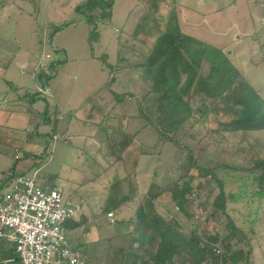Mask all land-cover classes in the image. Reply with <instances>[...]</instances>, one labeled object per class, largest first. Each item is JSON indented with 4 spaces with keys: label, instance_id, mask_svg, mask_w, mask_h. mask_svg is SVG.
Listing matches in <instances>:
<instances>
[{
    "label": "rangeland",
    "instance_id": "374dc122",
    "mask_svg": "<svg viewBox=\"0 0 264 264\" xmlns=\"http://www.w3.org/2000/svg\"><path fill=\"white\" fill-rule=\"evenodd\" d=\"M84 1L24 0L22 4L24 10L19 11L20 8L15 5L1 13L3 17L0 19V97L8 90L7 80H10L24 89L43 86L50 88L51 102L61 111L76 108L81 103L83 108L80 110L79 107L80 111L69 126L71 143L63 139L54 140L48 135H36L37 127L31 123L26 125L25 117L10 119L9 127L2 125L3 132L8 134L11 132L10 135L17 137V140L12 143V149L4 147V152L10 151L12 156L0 152V193L7 190L8 180L4 178V172L14 164V156L22 157L27 152L39 153L43 146L47 145L48 155L39 166L41 170L39 182L42 181V176L46 177L42 185H51L54 182L61 184L64 181L67 183L65 191L70 193L76 188L73 182H95V186L82 188L81 190L84 191L81 193L91 196L92 199L98 198V205L101 206L103 200L99 196L104 191V187L99 189L97 185H105L108 179V182H113L109 192L110 198L121 200L122 196H133L135 199V202H127L114 209L117 219L115 224L106 223L104 214L100 212V221L104 223L103 234L107 237V243L97 247L98 254L94 256V260L90 258L91 255L90 257L84 255L95 262L93 264H120L123 260V263H127L130 259L139 257V255L133 258L127 257L130 253L136 254L139 250L142 251L143 247L139 243L145 240L139 234L143 231H137L142 228H138L134 222L133 214L137 203H144L145 209L152 216H160L171 223L177 220L180 223L179 229L186 235L189 229H196V226L203 238L211 231H221L222 225L214 221L211 215L215 195H211L209 188L205 186L209 182V177L199 174L200 176L193 179L195 190L190 196V204L186 207L191 215L189 219L183 217L171 194L164 191L163 188L167 184L186 172L182 168L184 157L173 144L157 143V131L152 126H144V119L138 117L139 105L143 104L153 121L157 119L156 96L153 94L146 96L150 84L143 82L138 74L127 69H119L117 72V66L114 69L105 68L99 58H89L92 53L89 42L92 24L80 21L58 31L54 36L53 45L66 50L68 62L60 69L57 76L47 83L42 79L34 78L33 74H37L40 69L37 54L41 51L42 42L39 41V35L43 34L45 50L52 55V48L48 45L50 25L55 26L75 18H82L84 14L78 12L76 7ZM176 1L186 6V25L190 31L188 32L222 47L247 81L256 90L264 93V0ZM145 2L146 0L115 1L111 21L98 26L100 39L94 43L95 55L106 53L110 64L119 63V67H126L136 63L148 53L149 48L137 40L140 37L134 39L132 36L141 33L135 29V24L145 9L147 3ZM178 2L174 5L177 13L180 8ZM187 5L190 8H187ZM172 7L173 3L169 2L158 5L156 17L162 27L165 26ZM203 15H206V19ZM148 30L146 28L141 34L142 38ZM120 56L123 57L122 61L119 59ZM24 62V66L20 67ZM204 68L207 71L206 63ZM111 74H115V82L108 88L105 84ZM100 86L101 89L92 93L93 89ZM129 93L133 96L124 98V95ZM84 94H88V97L93 96L88 103L82 98ZM13 95L15 97L14 93L9 97L12 98ZM91 105L95 107L92 116L100 113V108L104 109L105 115L108 114L104 123L110 120L111 145L128 143L127 141L132 140L125 147L128 154L122 158L124 162L116 160L118 145L110 148L109 143L100 142L95 135H91L93 130H96L93 121L101 119V115L98 114L95 119H88L92 123L85 122ZM193 105L197 106L194 101ZM35 107L42 110L44 103L39 101ZM4 113L5 111L2 115ZM203 119V122L196 125L193 130L194 139L187 140L191 146L197 145L196 153L200 165L208 168L215 166L219 161L220 153L227 156V161L236 166L246 165L247 159L251 156H264V130L233 134L221 132L215 133L210 138L209 130L217 128L218 121L228 120L229 116L220 112L210 114L207 119L205 117ZM203 139L204 144L199 143V140ZM242 148L245 149L242 157H231L232 150ZM137 158L138 164H134L133 161ZM30 161L19 160L14 177L26 169ZM98 161L106 162L105 166L99 165ZM218 173L220 178L226 180L229 194L228 208L231 215L244 229L245 234L251 237L253 261L264 264V206H260L255 198L232 200L231 194L238 193L241 187L245 188L243 179L239 178L238 172L231 169L220 170ZM145 196L148 199L156 196L155 202L150 204L142 202V197ZM158 240V238L155 240V248ZM111 256H113L112 262L107 263L106 259ZM175 260L177 264L189 261L186 256H177Z\"/></svg>",
    "mask_w": 264,
    "mask_h": 264
},
{
    "label": "trees",
    "instance_id": "16d2710c",
    "mask_svg": "<svg viewBox=\"0 0 264 264\" xmlns=\"http://www.w3.org/2000/svg\"><path fill=\"white\" fill-rule=\"evenodd\" d=\"M115 1L85 0L76 7L78 12L84 14L82 18H75L55 26L50 25L48 45L52 48L53 54L47 65L40 68L33 76L35 75L34 78L42 79L47 83L51 78L57 76L60 69L68 62L66 50L53 45L54 36L58 31L80 21L92 24L93 27L89 34L92 50L90 58H99L105 68L114 69L117 66V72L119 69H127L138 74L143 82L150 84L146 96L151 94L156 96L157 119L153 121L143 104L139 105L138 117L144 119V126H152L157 131V143L173 144L184 157L182 168L186 172L172 183L167 184L163 188L164 191L171 194L172 200L178 206L183 217L189 219L191 215L187 212L186 207L190 204V196L195 190L193 179L200 175L209 177V182L205 186L209 188L211 195H215L211 215L214 221L222 225L221 231H211L205 238L199 234L200 231L196 225V229H189L186 235L179 229L180 223L177 220H173L174 223H171L160 216H152L145 209L144 203H137L133 214L134 222L138 227L141 226L143 233L139 234L144 235L145 240L140 242L143 247L141 253L133 252L131 254L128 252L130 253L129 258L139 255L137 258L131 259V264H177L175 260L177 256H186L189 260L180 264H257L252 259L251 237L245 234L244 229L237 224L229 211L226 180L219 177L218 171L231 169L238 172L239 178L244 181L245 188L241 187L238 193L231 194L232 200L255 198L260 206H264V156H251L247 159L246 165L236 166L229 163L227 156L220 153L219 161L215 166L208 168L198 162L197 145L191 146L187 140L194 139L193 130L196 125L203 122L204 117L207 119L210 114L220 112H224L225 116H229V119L218 121V127L209 130L210 138L215 133L221 132L233 134L263 131L264 93L256 90L247 81L242 71L228 57L222 47L182 30L179 15L174 6L177 4L176 0H146L145 9L135 24V29L141 33L137 36L132 35L134 39L140 37L137 40L149 48L148 53L143 55L139 61L126 67H119V63L112 65L108 62L106 53L95 55L94 43L100 39L98 26L111 21L112 7ZM168 2L173 3V7L170 8L165 26L162 27L156 13L159 4ZM151 23L153 24L150 25ZM146 28L149 30L142 38L141 34ZM39 41H43V34L39 35ZM119 59L122 61L123 57L120 56ZM205 63L208 66L207 71L204 68ZM114 82L115 74H111L105 86L110 88ZM44 90V86L25 89L18 100L28 105L29 122L37 127L36 135H48L54 140L63 139L68 142L69 139L65 137V133L76 109L67 112L61 111L56 104L51 102V95L45 93ZM127 96H133V94H125L124 98ZM92 97V95L87 97L86 102ZM39 101L44 103L42 110L32 107ZM193 101L197 105L196 107H194ZM106 116L108 117V115ZM104 121L95 124L94 135L100 142L109 143L110 148L115 147L118 143L111 145L109 142L111 128ZM203 141L204 139L199 140V143L204 144ZM128 143L121 142L118 145L119 149L124 150ZM4 145L13 147L12 142H6L4 137L0 136V151ZM48 150L49 147L44 145L39 153L27 152L22 157L14 156V164L4 172V175H7V180L14 177L16 164L21 159L26 162L31 160L22 173L40 168L39 166L48 155ZM244 151V148L232 150L231 157H242ZM187 178L188 180H184ZM250 187H252L251 190ZM155 198L156 196H153L148 199L145 196L142 197V202L150 204ZM127 202H135L134 197H123L119 203L117 201L112 205L105 206L104 211L108 213ZM146 228L153 232L152 235H149ZM153 236L155 237L153 238ZM157 238L159 240L155 248L153 240ZM0 245L4 248L0 250V259L12 257L15 261L14 264H18L19 257L15 252L14 245L8 244L4 240H0ZM218 249H221V252H218ZM123 261H120V264H129L123 263Z\"/></svg>",
    "mask_w": 264,
    "mask_h": 264
},
{
    "label": "built area",
    "instance_id": "2783aa9c",
    "mask_svg": "<svg viewBox=\"0 0 264 264\" xmlns=\"http://www.w3.org/2000/svg\"><path fill=\"white\" fill-rule=\"evenodd\" d=\"M37 57L40 68L52 57L45 50L44 39ZM44 92L51 95L50 88ZM40 173V168L21 172L8 180L7 190L0 193V240L14 245L18 264H89L70 244L65 230L66 220L78 207L60 189L42 186ZM107 217L116 223L113 211ZM14 262L12 257L0 259V264Z\"/></svg>",
    "mask_w": 264,
    "mask_h": 264
},
{
    "label": "crops",
    "instance_id": "0c3cea01",
    "mask_svg": "<svg viewBox=\"0 0 264 264\" xmlns=\"http://www.w3.org/2000/svg\"><path fill=\"white\" fill-rule=\"evenodd\" d=\"M34 1L35 0H30V2H34ZM23 2H24V0H0V19L3 17L1 13H3V11L9 7L17 5L20 8V9H18L19 11L24 10L22 8ZM178 5H180L178 15H179L181 28L184 32L189 33L190 31H189V29H187V25H186L187 24V22H186L187 21V15H186L187 10L185 8L186 6L184 3H179V2H178ZM187 8H190V7L187 5ZM30 13L32 14V12H30ZM205 17H206V15H203L204 19H206ZM188 20H189V18H188ZM192 29H193V27H192ZM189 34H191V33H189ZM24 64H25V62L23 64H20L21 65L20 67H23ZM7 85L9 87L8 90L5 92V94L2 97H0V114H1L0 115V136L4 137V140H6V142L14 143V142H16L17 137L10 135L11 132H9V134L6 132H3L2 125L9 127L10 119L16 118V117L17 118L25 117L24 120L27 121L26 125H28V123H30L29 122L30 115L27 112L28 111L27 110L28 105L25 102L18 100V97L24 92V90L26 88L24 89L22 87H19L18 85L14 84L10 80H7ZM101 86L95 90L93 89L92 93H96L99 89H101ZM57 92H59V91H57ZM12 93L15 94V97L13 95V97L10 98L9 95H12ZM92 93H90V94H92ZM54 96H55V94H54ZM87 97H88V94H86V95L84 94V96H82L83 100L86 99ZM35 104L32 107L38 109L37 107H35ZM82 105L83 104L81 103L78 107L69 109V110L76 109V112H75V115L73 116V118H71V120L68 124V127H67V131L65 133V137H68V139H69L68 142L66 141L67 143H71L70 142V135L71 134H68L69 133L68 132L69 126L73 123L72 121L74 118H76L78 111H80L83 108ZM17 106H19V107H17ZM79 107H81L80 110H79ZM94 109H95L94 105H91L89 107V115H88V118L85 120V122H88V121L90 122L91 120H88L89 118L95 119L96 115H98V114L101 115L100 116L101 119L99 121L105 120V116H106L105 113L106 112H104V109L100 108L99 111H101V112L92 116V112ZM38 110H40V109H38ZM3 111H5V113L2 115ZM63 112H67V111H63ZM99 121H96V120L93 121L94 127H95V123H98ZM91 123H92V121H91ZM109 123H110V120L108 119L107 124L110 125ZM10 131H12V130H10ZM94 134H95V131L93 130L91 135L93 136ZM4 147H6V149H12L10 146L4 145V146H2V149L0 152H4ZM126 149L127 148H124V150H126ZM117 151H118V153L116 154L117 162H121V161H123L122 158L128 154V150L123 151L122 149H118ZM121 151H123V152H121ZM4 153L6 155H9V154L11 155L10 151L4 152ZM97 163L99 165H101L102 167L105 166V164H106V162L102 163V161L101 162L98 161ZM133 163L138 164V158H137V160L135 159L133 161ZM78 166H79V164H78ZM5 177L7 180L8 179L7 175H4V178ZM45 181H46V177L42 176V181L40 183L42 184ZM112 184H113V182L110 183V182H108V179H107L105 185H97V187L99 189L101 187H104V191H102L101 195L99 196V198H102V200H103V201L100 200V202L102 201L101 206L98 205V201H99L98 198L92 199L91 196L81 193L84 191V189L81 190L82 188H85L87 186H92V185L95 186L96 185L95 182H93V183H87L86 181H80L78 183L73 182V185L76 188L74 190L70 191V193H67L65 191V187L67 186V183H65L64 181L61 184H56L54 182V184H51V185H47V184L43 185L44 187H54V188L60 189L63 192V194L74 205H76L78 207L75 214L73 216L69 217L65 222L66 234H67V237L70 240V242H71L70 244L73 246V248L76 251H78L79 253H81L83 256L88 255L90 257V255H91L90 258L92 260H94V256H96V254H98L97 247L98 246H104V244L107 243V241H106L107 237L105 234H103L104 230H105L103 228L104 223H101V221H100L101 220L100 212H102V214H104L106 223L112 224L110 222V219L107 217V213H105V211H104V207L109 205V204L112 205L113 203H116V201H118V203H119V200H120V199H116V198H110L109 192L111 191L110 189L112 188ZM108 187H109V189H108ZM136 188L139 189L138 187H136ZM123 197H126V196H122V198ZM153 202H155V200H153ZM129 203H131V202H129ZM122 205H124V204H121V206ZM100 208H101V210H100ZM112 211L115 213V217H116V211L115 210H112ZM138 228H140V227H138ZM147 230H148V228H146V231ZM137 231H141V230H137ZM140 235H142V234H140ZM149 235H152V233L149 232ZM142 237H144V235H142ZM154 237L155 236H153V238ZM109 238H110V236H109ZM154 241L155 240H153V245L155 244ZM8 244H11V243H8ZM139 245H140V243H139ZM3 249L4 248L2 247V245H0V250H3ZM140 251L141 250H139V253H141ZM84 257H86L88 259L89 264L95 263V262L89 260V258L87 256H84ZM112 258H113V256L108 257L106 259V262L107 263L112 262ZM130 262H131V259L129 261H127V263H129V264H130ZM97 264H101V263H97Z\"/></svg>",
    "mask_w": 264,
    "mask_h": 264
}]
</instances>
